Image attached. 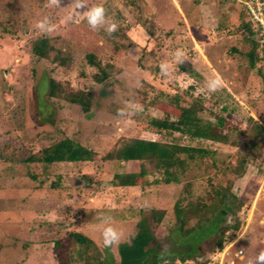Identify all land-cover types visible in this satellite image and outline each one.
Instances as JSON below:
<instances>
[{"label":"rangeland","instance_id":"obj_1","mask_svg":"<svg viewBox=\"0 0 264 264\" xmlns=\"http://www.w3.org/2000/svg\"><path fill=\"white\" fill-rule=\"evenodd\" d=\"M71 2L0 0V264H57L52 251L57 240L71 264H95L97 258L104 264H139L165 244L168 251L184 253L189 244L198 249L192 258L176 260L179 264H255L264 251V59L256 57L249 66L242 4L87 0L89 9L102 5L107 19L118 24L109 36L107 25L92 29ZM45 17L55 31L36 28ZM40 35L51 45L47 58L31 51ZM178 49L186 58L176 56ZM57 53L62 64L53 60ZM88 53L107 65L108 77L101 82L92 77L98 69L88 63ZM165 61L167 77L159 68ZM215 77L223 88L210 92L208 81ZM51 78L57 82L52 96ZM74 90L91 94L87 112L65 98ZM171 95L180 105L198 100L203 120L221 116L226 139L190 142L178 132L154 133L147 117L180 111ZM144 103L146 109L132 116L135 105ZM63 137L93 150V159H35ZM128 137L193 145L208 153L191 161L180 153L181 165L173 167L177 181L165 182L152 161L117 158ZM141 165L146 173L136 184L111 183L114 173L137 172ZM238 202L235 213L226 212L225 206L230 211ZM109 216L125 238L106 248L101 221ZM180 228L190 229L189 236L182 237ZM70 231L92 245L84 249L71 242ZM214 241L220 245L211 247Z\"/></svg>","mask_w":264,"mask_h":264},{"label":"trees","instance_id":"obj_2","mask_svg":"<svg viewBox=\"0 0 264 264\" xmlns=\"http://www.w3.org/2000/svg\"><path fill=\"white\" fill-rule=\"evenodd\" d=\"M241 14L243 20L242 26L248 33L250 43L249 48L246 51V58L249 61V66H253L256 57L262 58L260 53V43L258 41L256 33L251 29L250 22L247 19L248 15L245 12L244 8H242ZM50 49L51 45L46 36L40 35L36 37L31 43V51L37 58H47L49 54L48 51ZM57 54L53 57V60L59 59V63L62 64L64 58ZM86 57L88 63L94 65L98 69L97 72L92 74L93 79L96 82H101L106 79L108 77V71L106 70L105 66L107 65H101L100 62L95 59V56L91 53H88ZM54 84H57V82L53 78L49 79L48 93L51 96L54 94L56 95L55 87L53 86ZM90 97L91 94L85 90H74L65 95V98L70 103L80 105L81 110L84 112H87L90 108ZM170 99L171 103H173L174 106L177 107L180 111L176 116L172 115L173 117L170 113H165L162 117H147L146 125L148 126V128L152 129L154 133L173 134L174 132H178L190 142H201L204 140L224 141L226 139V133L221 131V125L223 124V118L221 116H217L215 122H211L210 120H203L198 114V111L201 109V105L198 100H192L187 105H180L178 103V96L171 95ZM142 107L143 109H146V104H142ZM121 144V148L117 152L118 159H136L140 161L150 160L154 163L155 168L161 171V173L163 174L162 180H164L165 182L177 181V172L173 169V167H180L182 162L179 157L180 153H184L187 156L186 159H188L189 161L195 158V156H202L208 153V150L203 147H196L193 145H180L175 143L165 146L153 139H144L141 137H128L126 139H123ZM94 155L95 152L90 148H87L79 144L78 142L73 141L69 137H63L51 143L50 145L43 147L40 151V154L35 156V159L45 163L63 160L84 161L92 160ZM145 173L146 170L143 165L140 166L137 172H116L113 174L111 183L117 185H134L140 178L144 176ZM239 206L240 202H238L232 209H230V211L228 207L225 206L224 208L226 212L232 211L235 213V210ZM220 213L218 212V214ZM230 226L236 228L238 226V221H235ZM180 233L182 237L189 236L188 234L190 233V229L182 230L180 228ZM68 237H70L69 240H71V242L76 243L80 247L83 246L84 249L92 245L91 239L86 237L82 233L70 231L68 232ZM150 238L151 236H149L148 239ZM209 244H211V241H209ZM219 245V242L214 241L211 247ZM131 246L134 249V246ZM128 249H130L129 246L126 248V251H121V255H123V257H126ZM52 251L56 256L57 264H71L69 255L66 254L63 256V252H61L62 247L60 245V241H54L52 245ZM193 252H198V249L190 247V244L188 245L184 253L178 250H173L168 251L167 253L162 255L160 250H151V252H148L141 259L139 264H179L176 260L183 261L185 259L192 258ZM95 264L104 263H102V261L97 258Z\"/></svg>","mask_w":264,"mask_h":264},{"label":"clouds","instance_id":"obj_3","mask_svg":"<svg viewBox=\"0 0 264 264\" xmlns=\"http://www.w3.org/2000/svg\"><path fill=\"white\" fill-rule=\"evenodd\" d=\"M49 6H60V0H48ZM70 6L72 9L76 12L77 15L83 14L85 19L87 20L88 25L92 29H97L99 25H107L105 28V32L111 36L113 33H115L118 29V24L115 21H109L106 17V9L102 5H96L92 8L87 7V0H72L70 3ZM86 9L82 13L78 10ZM69 19V17L67 18ZM47 17H45L43 20H40L36 24V28L43 30L45 33L53 32L55 31L56 26L55 25H48L46 24ZM176 56L178 58L185 57V54L183 50L178 49ZM182 59H177L176 63H182ZM169 63L168 62H162L159 65L160 73L162 76H169ZM208 90L210 92H216L217 90H221L223 88V81L219 77L211 78L208 81ZM120 114H123V109L119 110ZM143 111V107L140 104H136L134 111L132 112V116H136L139 113ZM102 241L103 245L106 248H111L113 246L118 245L124 238L125 234L122 229H118L116 227L112 226L111 223V217H107L102 219ZM168 252V245L165 244L161 250V254H165ZM240 259L246 260L247 257L244 253V250L242 249L240 252ZM248 264H252V261H249ZM255 264H264V251H260L256 257H255Z\"/></svg>","mask_w":264,"mask_h":264},{"label":"built area","instance_id":"obj_4","mask_svg":"<svg viewBox=\"0 0 264 264\" xmlns=\"http://www.w3.org/2000/svg\"><path fill=\"white\" fill-rule=\"evenodd\" d=\"M248 15L251 29L260 43V53L264 59V0H237Z\"/></svg>","mask_w":264,"mask_h":264}]
</instances>
